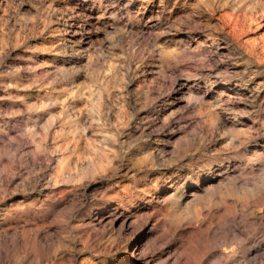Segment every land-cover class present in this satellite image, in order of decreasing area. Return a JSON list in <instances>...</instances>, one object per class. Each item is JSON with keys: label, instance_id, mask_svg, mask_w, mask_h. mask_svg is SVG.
<instances>
[{"label": "rangeland", "instance_id": "obj_1", "mask_svg": "<svg viewBox=\"0 0 264 264\" xmlns=\"http://www.w3.org/2000/svg\"><path fill=\"white\" fill-rule=\"evenodd\" d=\"M135 245L264 264V0H0V264Z\"/></svg>", "mask_w": 264, "mask_h": 264}, {"label": "bare ground", "instance_id": "obj_2", "mask_svg": "<svg viewBox=\"0 0 264 264\" xmlns=\"http://www.w3.org/2000/svg\"><path fill=\"white\" fill-rule=\"evenodd\" d=\"M177 180H181V177L180 176H177L176 177V181ZM210 180V179H209ZM208 180H206V181H204L205 182V184H207L206 182H207ZM212 181V180H211ZM175 182V181H174ZM211 185V184H210ZM173 186H175V187H178V184H173ZM197 188H199V186L197 187H192V188H190V190H189V193H188V195H192V194H194L195 193V190L197 189ZM175 190H176V188H174ZM174 191V190H173ZM201 191V190H200ZM177 192V191H176ZM180 193V192H179ZM169 194V193H168ZM187 195V194H186ZM151 209V208H150ZM115 211H116V209H113V208H111V209H109L108 211H107V216H109V218H113V217H115V218H113V219H116V220H120V222L121 223H126V222H129L130 223V221H131V215L130 214H128V213H122L121 211H120V213H115ZM149 211V210H148ZM141 212H143V211H141ZM145 213H147L146 211H145ZM122 214V216H120ZM140 215V214H139ZM104 216V215H103ZM102 216V217H103ZM102 219V218H101ZM108 219V218H107ZM105 221V220H104ZM128 223V224H129ZM144 225V224H143ZM121 226V225H120ZM121 229V228H120ZM152 230V228L150 227V228H148V229H146V228H144L143 229V236H147V235H149L150 234V231ZM188 235V234H187ZM157 236V235H156ZM185 245V244H184ZM137 245H135V248H133L131 251H129V253L128 254H125L124 255V257L122 258V259H120V261L118 262V264H148V258L146 259V257H145V255H144V253H143V251H141L140 249H138L137 247H136ZM180 246H182V244H180ZM143 248V247H142ZM183 251V250H182ZM178 253V252H177ZM1 255V254H0ZM218 257V256H217ZM76 259V258H75ZM151 259V258H150ZM9 261V260H8ZM71 264H74V263H71Z\"/></svg>", "mask_w": 264, "mask_h": 264}]
</instances>
